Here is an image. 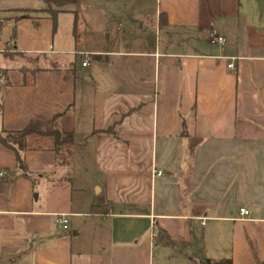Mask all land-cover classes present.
<instances>
[{
  "label": "crops",
  "instance_id": "obj_1",
  "mask_svg": "<svg viewBox=\"0 0 264 264\" xmlns=\"http://www.w3.org/2000/svg\"><path fill=\"white\" fill-rule=\"evenodd\" d=\"M19 1L0 0V19L42 6ZM160 4L171 28L200 42L190 51L172 43L134 54L139 77L103 82L86 74L95 89L80 117L76 74L47 65L22 69L16 80L1 71L0 131L63 114L58 127L75 142L68 155L49 138H32L31 180L0 145V264L264 261V7L256 0ZM212 36L226 45L213 46ZM75 158L82 168L91 164L93 179L69 191L60 170ZM94 205L111 212L94 215ZM62 215L66 229L57 222Z\"/></svg>",
  "mask_w": 264,
  "mask_h": 264
},
{
  "label": "rangeland",
  "instance_id": "obj_2",
  "mask_svg": "<svg viewBox=\"0 0 264 264\" xmlns=\"http://www.w3.org/2000/svg\"><path fill=\"white\" fill-rule=\"evenodd\" d=\"M39 1L42 6L29 7L37 11L25 12L28 18H20L25 14L20 16L16 12L2 27L0 49H5L0 53V74L6 69L14 73L16 80H22L19 71L25 68L49 65L63 71L74 69L78 77L76 111L79 117L85 109L84 99L92 98L95 89L85 83L86 74L103 82L110 81L113 75L139 77L142 66L137 64L134 54L172 43L174 51H190L201 40L194 39L189 31L171 27L160 29V0H78L77 4L62 9L54 6V10H59L56 21L42 11L48 7L43 0ZM31 3L38 5V0H31ZM3 18L8 16L3 14ZM203 45L208 46L206 38ZM14 53L18 55L11 58ZM103 53L122 55L112 57ZM87 57L89 67L84 68ZM81 139L77 138L78 144ZM72 166L68 171L60 170V175L66 177L64 183L69 191L91 183L89 162L82 168V162L75 158ZM62 172H66L65 175Z\"/></svg>",
  "mask_w": 264,
  "mask_h": 264
},
{
  "label": "trees",
  "instance_id": "obj_3",
  "mask_svg": "<svg viewBox=\"0 0 264 264\" xmlns=\"http://www.w3.org/2000/svg\"><path fill=\"white\" fill-rule=\"evenodd\" d=\"M47 5V12L53 19L56 21L57 13L59 10H54V6L58 9H62L69 4H77L78 0H43ZM28 14L21 16L20 18H28ZM19 18V19H20ZM6 20L0 19V33L2 27L4 26ZM159 27L161 28H169V21L166 13H160L159 16ZM18 54L14 53L11 55V58H16ZM40 69V68H38ZM69 72L75 75L74 69H69ZM135 110L130 111L129 113H133ZM63 114L56 115L50 122H44L41 120H33L31 121L23 130L20 131H0V145L13 151L17 158L18 169L20 174L27 178L32 179V174L30 173L28 166L25 160V153L30 149L29 142L32 138L41 137V138H49L53 141L54 149H61V153L63 151L68 152V155H71L70 148L74 145L75 138L72 132H64L59 129L58 123ZM108 130L107 132H109ZM65 159V158H64ZM67 160V157H66ZM111 212L109 206H101L94 205L91 207V213L94 215H107ZM205 264H212L210 260H205ZM214 264H232L230 260L226 261H217ZM264 264V261L259 263Z\"/></svg>",
  "mask_w": 264,
  "mask_h": 264
},
{
  "label": "built area",
  "instance_id": "obj_4",
  "mask_svg": "<svg viewBox=\"0 0 264 264\" xmlns=\"http://www.w3.org/2000/svg\"><path fill=\"white\" fill-rule=\"evenodd\" d=\"M210 43L212 45L224 47L226 45V39L221 37V36H212L210 38ZM3 52L4 51H2V53ZM89 61H90V59L87 57L86 60L83 62V67L89 66ZM230 67H231V69H234V65H231ZM1 77H2V74H0V85H1ZM155 174L158 176H161L163 174V172L156 170ZM2 175H6V172H3ZM240 215H241V217L248 216L249 211L247 209L243 208L240 210ZM65 217L66 216H64V215L60 216L57 222L62 224L63 227L66 229L68 221L66 219H64Z\"/></svg>",
  "mask_w": 264,
  "mask_h": 264
},
{
  "label": "water",
  "instance_id": "obj_5",
  "mask_svg": "<svg viewBox=\"0 0 264 264\" xmlns=\"http://www.w3.org/2000/svg\"><path fill=\"white\" fill-rule=\"evenodd\" d=\"M256 1L259 3V5H260L261 8L264 7V2H263V0H256ZM205 35H206V34H203L202 37H205ZM35 68H36V67H35Z\"/></svg>",
  "mask_w": 264,
  "mask_h": 264
}]
</instances>
